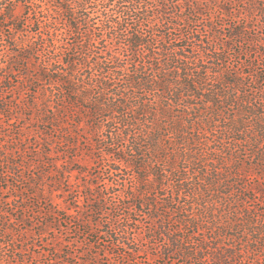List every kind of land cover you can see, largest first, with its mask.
Segmentation results:
<instances>
[{
    "label": "trees",
    "instance_id": "trees-1",
    "mask_svg": "<svg viewBox=\"0 0 264 264\" xmlns=\"http://www.w3.org/2000/svg\"><path fill=\"white\" fill-rule=\"evenodd\" d=\"M233 1L244 5L247 21L236 18L232 0H0V117L8 126L20 119L27 125L24 147L11 153L27 155L45 191L67 196L77 187L74 177L90 172L66 167L72 162L62 159L57 143L69 146L72 161L103 153L111 176L131 171L139 182L129 200L140 210L157 198L170 214L153 188L172 181L179 223L203 243L184 248L181 236L169 246L189 253L193 264L240 263L242 251L220 243L239 226L264 250V221L255 222L252 212L224 228L213 220L221 201L239 205L254 200L247 192L264 191V71L255 70L256 58L236 69L223 66L231 50L264 59V0ZM203 6L221 13L222 47H205L192 30L188 39L199 45L187 51V38H173V26L190 28ZM15 92L26 100L13 105L7 95ZM45 156L52 157L51 171ZM209 232L215 256L203 246ZM13 244L15 257L25 252Z\"/></svg>",
    "mask_w": 264,
    "mask_h": 264
},
{
    "label": "rangeland",
    "instance_id": "rangeland-1",
    "mask_svg": "<svg viewBox=\"0 0 264 264\" xmlns=\"http://www.w3.org/2000/svg\"><path fill=\"white\" fill-rule=\"evenodd\" d=\"M231 3L230 9L236 18L242 22L247 21L249 15L244 12V5L234 3L233 0ZM189 14L187 10L184 16ZM220 16L216 7L203 6L201 14L195 17V23H189L190 28L180 32L173 26V38L183 35L187 39L182 45L187 51L197 49L194 46L199 43L188 39V33L192 30L200 31L199 36L204 39L205 47L213 49L216 45L221 46L217 30L224 23ZM95 19L96 23H100L98 16ZM133 19L134 16L129 17L128 22L131 23ZM209 27H215V30L211 31ZM112 43L109 42L108 46L113 47ZM247 47L245 44L244 48ZM239 51H228L223 64L225 68L236 69L249 65L256 58L255 70L264 71V59H257L256 54ZM252 87L257 88L255 84ZM261 87L264 88V83ZM7 98L15 105L19 99L26 100L27 95L15 92L8 94ZM8 123L7 117H0V264H193L189 253L178 252V249L169 246L181 236H185L184 248L200 249L203 243V236L190 237L193 231L179 223L182 215L172 181L153 188L154 194L169 202L172 209L170 214H167L157 198L152 201L151 207L135 209L129 199L139 182L132 177L131 171H124L119 177L111 176L108 160H102L103 153L100 152L94 158L92 155L80 154L79 158L72 161L69 146L54 140L59 142L57 148L63 155L62 159L69 158L72 162L66 167L88 170L90 176L74 177L77 187L69 196L61 191L49 194L50 187L45 191L42 183L34 179L40 171L28 168L27 155L21 150L15 154L10 151V148L24 147L27 136L22 138L20 134L27 127L26 121L20 119L16 123L11 122L10 126ZM51 159L47 156L42 159L47 171L53 169L48 164ZM91 185H94V190L90 188ZM261 194L264 191L260 188L256 194L247 192L254 200L245 199L239 205L221 201L213 207L217 213V218L211 214L213 220H218L219 227L224 228L223 225L230 226L229 223L235 221V217L246 219L248 212H252V219L261 223V220L264 221V199ZM239 197L244 199L243 195ZM97 204L101 205L102 210L93 213L91 208ZM73 205L77 207L68 211L70 206L75 207ZM151 209L156 218L149 217ZM181 227L185 229L184 234L177 232ZM230 233L220 243L235 245L236 251H242V261L233 264H264V250H259L252 239L256 235L250 237V232L242 226L237 227V239L236 233L233 238H230ZM207 238L210 241L208 246L203 244L206 254L216 255L213 248L215 241L211 242L210 232ZM14 242H17V248L23 247L25 250L16 257L13 254L16 248Z\"/></svg>",
    "mask_w": 264,
    "mask_h": 264
}]
</instances>
